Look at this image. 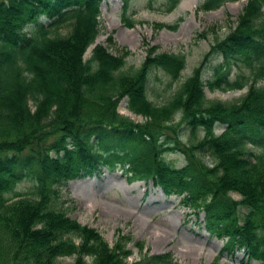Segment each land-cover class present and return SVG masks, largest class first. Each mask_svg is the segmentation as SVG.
I'll list each match as a JSON object with an SVG mask.
<instances>
[{"label": "trees", "instance_id": "16d2710c", "mask_svg": "<svg viewBox=\"0 0 264 264\" xmlns=\"http://www.w3.org/2000/svg\"><path fill=\"white\" fill-rule=\"evenodd\" d=\"M101 1L0 0V264H60L65 257L71 264H125V242L110 250L58 202L68 181L101 169L150 182L165 197L180 198L196 220L202 214L206 234L225 240L218 256L240 251L246 261L264 264V87L255 86L264 83V0H246L234 29L161 105L147 98L149 75L160 71L177 82L182 55L150 49L131 73L121 72L124 51L113 56L94 46L83 59L97 36ZM234 1L203 0L198 10ZM164 2L169 12L178 0ZM127 4L122 0L121 18L130 28ZM233 67L247 74L230 79ZM204 88L247 90L223 103L208 101ZM122 99L142 123L119 115ZM176 115L187 144L176 137ZM172 152L183 157L182 167L163 160ZM198 154H207L211 166ZM23 180L32 182L30 190L16 192ZM167 258L152 256L145 264H170Z\"/></svg>", "mask_w": 264, "mask_h": 264}, {"label": "rangeland", "instance_id": "374dc122", "mask_svg": "<svg viewBox=\"0 0 264 264\" xmlns=\"http://www.w3.org/2000/svg\"><path fill=\"white\" fill-rule=\"evenodd\" d=\"M202 1L178 0L176 6L166 12L164 0H127L124 17L131 24L128 28L121 18L122 0H102L97 36L93 45L86 49L83 59L89 58L94 46H101L113 56L124 51L127 55L121 72L131 73L139 67L150 49H154V53L182 55L184 68L177 82H170L160 71H152L149 75L147 98L151 103L161 105L201 65L211 45L234 29L246 5V0H238L227 2L215 10L200 11L198 7ZM260 12L264 16V7ZM31 29L28 27L27 32ZM218 62L219 58H212L205 68L203 81H207L210 69ZM239 74L246 75L247 71L233 67L229 78L234 79ZM255 86L264 87V83L258 82ZM246 90L210 92L204 88L203 92L208 101L234 103L244 96ZM117 112L134 123L143 122L141 117L127 110L124 99L119 101ZM176 123H179L178 141L187 144L188 132L179 122L178 115L173 121V124ZM221 129L216 127L214 133H220ZM252 150L256 152V148ZM197 157L207 167L213 163L207 154H198ZM163 160L175 168L185 164L177 152L165 153ZM135 183L128 182L118 170L108 172L101 169L91 177L68 181L59 194L58 202L62 206L60 208L57 202L56 207L78 225L96 232L110 250L116 244L125 242V249L130 251L125 264H145L146 258L166 255L170 264H258L246 261L240 251H234L232 257L225 254L218 256L225 240L206 234L202 214L196 220L191 210L180 204V198L165 197L150 182H140L144 185L142 191V188H135ZM31 186V181L23 180L16 185L15 191L26 193ZM230 196L234 200L239 199L235 194ZM85 260L88 262V259ZM56 261L71 264L72 258Z\"/></svg>", "mask_w": 264, "mask_h": 264}, {"label": "bare ground", "instance_id": "6f19581e", "mask_svg": "<svg viewBox=\"0 0 264 264\" xmlns=\"http://www.w3.org/2000/svg\"><path fill=\"white\" fill-rule=\"evenodd\" d=\"M134 186H135V188H142L141 191L144 190V185L141 184L140 182H136ZM107 210H108V209H107ZM111 214H112V213H111ZM111 214H110V215H111ZM123 215H124V214H123ZM124 216H125V215H124ZM163 238H164V237H163Z\"/></svg>", "mask_w": 264, "mask_h": 264}]
</instances>
